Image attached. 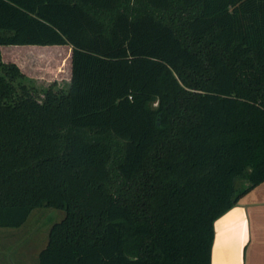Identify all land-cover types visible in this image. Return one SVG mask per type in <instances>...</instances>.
<instances>
[{
  "label": "trees",
  "instance_id": "1",
  "mask_svg": "<svg viewBox=\"0 0 264 264\" xmlns=\"http://www.w3.org/2000/svg\"><path fill=\"white\" fill-rule=\"evenodd\" d=\"M24 45L71 76L42 96L0 50V227L64 210L38 264H212L264 182V0H0Z\"/></svg>",
  "mask_w": 264,
  "mask_h": 264
},
{
  "label": "rangeland",
  "instance_id": "2",
  "mask_svg": "<svg viewBox=\"0 0 264 264\" xmlns=\"http://www.w3.org/2000/svg\"><path fill=\"white\" fill-rule=\"evenodd\" d=\"M69 50L68 47L29 49L33 54L19 50L6 54V62L16 60L25 75L24 82L43 96L54 83L56 89H68L71 73ZM64 217V210L42 207L33 210L20 228L0 227V264H38L39 253L47 245L51 227Z\"/></svg>",
  "mask_w": 264,
  "mask_h": 264
},
{
  "label": "crops",
  "instance_id": "3",
  "mask_svg": "<svg viewBox=\"0 0 264 264\" xmlns=\"http://www.w3.org/2000/svg\"><path fill=\"white\" fill-rule=\"evenodd\" d=\"M61 47L70 49L71 66L69 46H1L0 50L3 59L8 61L6 54L15 51L25 50L33 54L29 49ZM10 61L18 64L16 60ZM212 264H264V182L253 187L237 205L215 222Z\"/></svg>",
  "mask_w": 264,
  "mask_h": 264
}]
</instances>
